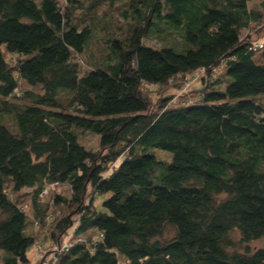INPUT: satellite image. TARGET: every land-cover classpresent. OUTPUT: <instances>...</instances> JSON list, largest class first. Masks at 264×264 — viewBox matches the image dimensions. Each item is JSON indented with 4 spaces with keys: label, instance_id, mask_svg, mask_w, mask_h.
I'll use <instances>...</instances> for the list:
<instances>
[{
    "label": "trees",
    "instance_id": "trees-1",
    "mask_svg": "<svg viewBox=\"0 0 264 264\" xmlns=\"http://www.w3.org/2000/svg\"><path fill=\"white\" fill-rule=\"evenodd\" d=\"M249 1L0 0V264H264V43L242 37ZM199 68L191 101L153 107L144 85Z\"/></svg>",
    "mask_w": 264,
    "mask_h": 264
},
{
    "label": "rangeland",
    "instance_id": "rangeland-1",
    "mask_svg": "<svg viewBox=\"0 0 264 264\" xmlns=\"http://www.w3.org/2000/svg\"><path fill=\"white\" fill-rule=\"evenodd\" d=\"M63 2V0H61ZM249 10H252L257 14L256 20H252L247 28L242 29V37L249 36V38L252 41L255 42H263L264 43V0H252L248 3ZM245 39V38H244ZM145 42L152 46H159L160 42H157L155 40H145ZM97 43L91 44L90 48L95 52L97 49ZM91 50V49H90ZM80 64V70L82 73L86 72L91 68L93 65V61L95 60L93 56L90 55V53H86L84 56H81L77 59ZM179 86H182L181 81H169L168 84L165 86H155V85H144L143 90L148 94L150 99L152 100L153 107L156 106L157 101L164 96L171 97V105L173 104H182L186 101H191L195 96V89H197L200 85L198 80L192 82V86H190L191 90L185 95L179 96ZM81 140L83 143L88 147L92 149L97 148L98 138L96 135L91 133H86L81 137ZM155 156L158 160L169 162L171 160V155L165 151L162 150H154ZM59 191L63 195L69 194V189L62 185L59 188ZM173 217H178L176 212L173 213ZM173 235V230L170 227H167L164 231L163 238H170ZM232 240L235 243V248L240 249L242 246L239 243V234L237 232L232 233ZM261 241H253L249 243V249L254 250L258 248L261 245ZM47 250V247L45 248ZM1 252H0V259H1ZM28 257L30 259H33L32 257V250H28Z\"/></svg>",
    "mask_w": 264,
    "mask_h": 264
},
{
    "label": "built area",
    "instance_id": "built-area-1",
    "mask_svg": "<svg viewBox=\"0 0 264 264\" xmlns=\"http://www.w3.org/2000/svg\"><path fill=\"white\" fill-rule=\"evenodd\" d=\"M257 47L261 48L262 47V43L259 42V43L255 44L254 48H257ZM204 74H205V69L204 68H199V69L193 71L192 73L186 75L185 78H184V81L182 83V86H181V89H180L179 93L186 92L190 88V86H192V82L196 81V80H199L202 76H204ZM54 188H55V183L49 184L47 187H45L43 189V191L40 193V195L41 196H46ZM71 235L72 234L70 232L68 234V236L66 237V239L63 240V243L61 245H58V246L57 245H53L52 242H51L50 245L53 246L52 249L54 250V251H52V253H53L52 255H55V253L59 252L61 249H64V248L69 246L68 245L69 242L72 241L71 240ZM76 240H79V238H77ZM36 248L39 250L38 252H40L42 250V248L39 245L36 246ZM45 253H46V250L44 251V254L39 255V258L41 256L45 255ZM39 264H48V262L45 261V260H42Z\"/></svg>",
    "mask_w": 264,
    "mask_h": 264
}]
</instances>
